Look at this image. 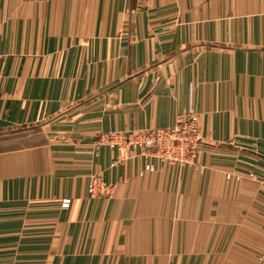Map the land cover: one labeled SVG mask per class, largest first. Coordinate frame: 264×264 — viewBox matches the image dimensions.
I'll list each match as a JSON object with an SVG mask.
<instances>
[{
    "label": "crops",
    "instance_id": "0c3cea01",
    "mask_svg": "<svg viewBox=\"0 0 264 264\" xmlns=\"http://www.w3.org/2000/svg\"><path fill=\"white\" fill-rule=\"evenodd\" d=\"M189 115L204 171L96 149ZM34 128L0 153V264H264L263 188L225 178L264 176V0H0V134Z\"/></svg>",
    "mask_w": 264,
    "mask_h": 264
},
{
    "label": "built area",
    "instance_id": "2783aa9c",
    "mask_svg": "<svg viewBox=\"0 0 264 264\" xmlns=\"http://www.w3.org/2000/svg\"><path fill=\"white\" fill-rule=\"evenodd\" d=\"M122 141L123 144H120ZM102 143H108L111 146L115 144L124 148L141 147L151 157L163 160L173 165H191L197 170L202 171L204 166L198 163L200 154L201 135L199 124L193 116H179L172 126L166 128H153L138 132H129L121 137L119 134H108L101 136L96 142V149ZM146 169H152L150 164ZM261 188L264 189V176L257 178ZM88 191L95 194L94 188L89 185ZM107 192V191H105Z\"/></svg>",
    "mask_w": 264,
    "mask_h": 264
},
{
    "label": "rangeland",
    "instance_id": "374dc122",
    "mask_svg": "<svg viewBox=\"0 0 264 264\" xmlns=\"http://www.w3.org/2000/svg\"><path fill=\"white\" fill-rule=\"evenodd\" d=\"M50 132H46L45 128H34V129H26V130H15V131H10L8 133L0 134V153L3 152H11L14 153L19 150L23 149H29L33 148L35 146L39 145H44L45 143H48L50 141ZM53 139V137H51ZM201 149V146H200ZM206 168L204 167L203 171ZM258 174V173H257ZM264 175V174H263ZM242 176H247L250 180L251 177L256 176L254 173H247L244 174L243 172L240 171H232V172H226L225 173V178L227 180L233 179L235 182L234 184H238L237 182L242 180ZM260 176V175H259ZM91 185L94 190L95 194H91L88 191V187ZM114 190V185L111 183H107L104 181L100 176H92L88 186H87V191L90 196H105L109 197L112 195ZM107 191V192H105ZM264 193V189L261 190ZM244 220L242 210L240 207L235 208L234 213H233V223H240ZM1 233V232H0ZM2 246H0V257L3 252ZM228 257L225 256H219L218 261L216 263L212 264H248L244 263L241 261L236 260L235 262H230V261H224V259H227ZM187 264H193V263H187ZM250 264H257V263H250Z\"/></svg>",
    "mask_w": 264,
    "mask_h": 264
},
{
    "label": "water",
    "instance_id": "95a60500",
    "mask_svg": "<svg viewBox=\"0 0 264 264\" xmlns=\"http://www.w3.org/2000/svg\"><path fill=\"white\" fill-rule=\"evenodd\" d=\"M259 153L264 155V153H262V152H259Z\"/></svg>",
    "mask_w": 264,
    "mask_h": 264
}]
</instances>
